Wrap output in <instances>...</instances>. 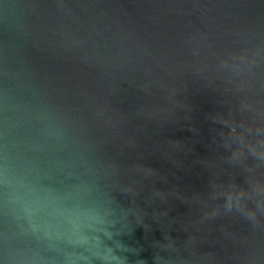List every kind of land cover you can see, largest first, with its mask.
<instances>
[{
  "label": "water",
  "instance_id": "water-1",
  "mask_svg": "<svg viewBox=\"0 0 264 264\" xmlns=\"http://www.w3.org/2000/svg\"><path fill=\"white\" fill-rule=\"evenodd\" d=\"M0 264H264V0H0Z\"/></svg>",
  "mask_w": 264,
  "mask_h": 264
}]
</instances>
